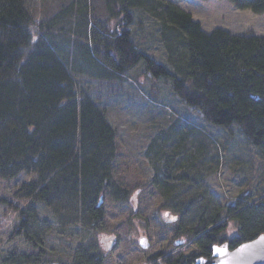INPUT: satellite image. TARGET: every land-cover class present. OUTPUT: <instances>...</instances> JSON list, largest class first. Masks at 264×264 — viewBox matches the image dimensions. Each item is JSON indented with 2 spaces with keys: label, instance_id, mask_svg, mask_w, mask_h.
I'll return each mask as SVG.
<instances>
[{
  "label": "trees",
  "instance_id": "16d2710c",
  "mask_svg": "<svg viewBox=\"0 0 264 264\" xmlns=\"http://www.w3.org/2000/svg\"><path fill=\"white\" fill-rule=\"evenodd\" d=\"M228 1L238 10L264 14V0ZM106 2L117 21L116 31L100 25L109 39L96 40L103 32L95 27L94 40L77 44L82 60L100 73L97 77L121 79L143 63L155 79H170L176 95L201 110L208 123L223 128L238 125L264 155V37L234 35L223 29L207 33L191 13L172 2ZM75 8H64L46 26L35 21L30 0H0V178L36 174V181L26 186L27 197L47 206L79 200L82 215L97 222L103 217L99 205L103 194L113 191L119 200L125 196L113 183L116 131L107 109L86 93L78 96L61 43L52 38L56 22L74 14L89 27L88 12ZM136 10L159 21L175 72L138 49L130 30ZM189 130L199 131L193 126ZM190 212L188 242L197 251L188 255L161 252L152 263L209 264L216 246L235 250L264 235V192L235 206L214 209L207 202L197 205L196 199H190L180 214L185 217ZM21 214L19 230L39 252H14L0 264H45L41 238L35 236V214L30 208ZM233 221L238 230L227 235ZM183 227V221L176 227L178 237L185 236ZM105 261V252L89 241L77 247L71 264Z\"/></svg>",
  "mask_w": 264,
  "mask_h": 264
},
{
  "label": "rangeland",
  "instance_id": "374dc122",
  "mask_svg": "<svg viewBox=\"0 0 264 264\" xmlns=\"http://www.w3.org/2000/svg\"><path fill=\"white\" fill-rule=\"evenodd\" d=\"M162 1L191 13L207 33L223 29L234 35L264 37V14L238 10L228 0ZM30 2L39 25L48 26L70 5L76 12L86 10L92 18L87 28L79 23V14L57 21L52 38L61 43L78 96L86 93L107 109L116 131L113 183L125 199H117L113 191L103 194V217L91 222L82 215L79 200L47 206L27 197L26 186L36 181V174L0 178V263L14 252H39L19 230L21 211L29 208L35 214V236L41 238L45 264H71L77 247L89 241L105 252L104 264H155L153 257L161 252L188 255L197 251L187 233L193 212L180 214L190 199H196L197 205L207 202L214 209L235 206L264 192V155L238 125L223 128L208 123L201 110L176 95L170 79H155L143 63L121 79L107 80L97 77L100 73L82 60L77 47L94 40L93 28L103 32L96 40L110 37L100 25L116 31L117 21L109 14L106 0ZM130 30L141 52L175 72L156 18L136 10ZM189 126L199 131L190 133ZM182 221L186 234L178 237L176 227ZM237 230L233 221L226 234ZM143 238L148 249L140 245Z\"/></svg>",
  "mask_w": 264,
  "mask_h": 264
},
{
  "label": "water",
  "instance_id": "95a60500",
  "mask_svg": "<svg viewBox=\"0 0 264 264\" xmlns=\"http://www.w3.org/2000/svg\"><path fill=\"white\" fill-rule=\"evenodd\" d=\"M140 245L143 249L149 248L146 238L140 241ZM210 264H264V235L235 250H230L228 246H216Z\"/></svg>",
  "mask_w": 264,
  "mask_h": 264
},
{
  "label": "snow or ice",
  "instance_id": "6c2138e0",
  "mask_svg": "<svg viewBox=\"0 0 264 264\" xmlns=\"http://www.w3.org/2000/svg\"><path fill=\"white\" fill-rule=\"evenodd\" d=\"M217 251H219V249Z\"/></svg>",
  "mask_w": 264,
  "mask_h": 264
}]
</instances>
